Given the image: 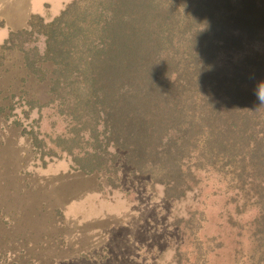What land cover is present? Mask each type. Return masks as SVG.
<instances>
[{
	"label": "trees",
	"instance_id": "trees-1",
	"mask_svg": "<svg viewBox=\"0 0 264 264\" xmlns=\"http://www.w3.org/2000/svg\"><path fill=\"white\" fill-rule=\"evenodd\" d=\"M5 54L22 76L18 91H0V124L43 165L65 157L75 172L112 179L124 162L165 200L191 194L196 206L173 223L189 238L175 264L224 251L233 264H264V0H74L9 32L0 67ZM44 109L59 132L40 131ZM202 176L215 179L210 197ZM212 211L218 235L195 242ZM15 219L0 212L1 232ZM9 252L0 264H43L24 250L6 261Z\"/></svg>",
	"mask_w": 264,
	"mask_h": 264
},
{
	"label": "rangeland",
	"instance_id": "rangeland-1",
	"mask_svg": "<svg viewBox=\"0 0 264 264\" xmlns=\"http://www.w3.org/2000/svg\"><path fill=\"white\" fill-rule=\"evenodd\" d=\"M72 1L0 0V46L9 32L26 27L32 16L50 21ZM2 61L0 91H18L22 76L19 59L5 54ZM43 94L41 89L35 96L42 98ZM50 113L46 109L41 112L42 134L61 129L58 121L52 122ZM30 118L38 120L39 114L33 112ZM8 124H0V212L4 217H16L17 223L4 226L2 232L0 229V250L15 247L14 254L9 252L4 260L15 259L16 251L24 250L43 264H175L178 246L188 247L189 238L180 236L173 223L177 217H188L196 206L191 194L181 201L165 200L162 186L152 185L147 175H131L124 162L113 177L116 180L107 174L75 172L65 157L52 161L45 157L43 165L31 151L29 139ZM201 178L209 187L205 195L210 197L215 179ZM217 227L212 211L203 229L194 231L191 239L197 242L205 237L208 243L213 242L219 233ZM25 232H29L26 238L32 246L24 245ZM6 236L16 245L5 244ZM35 242L42 243L37 246ZM25 256H20L23 264ZM219 256L213 260L203 253L197 264H233L225 251Z\"/></svg>",
	"mask_w": 264,
	"mask_h": 264
},
{
	"label": "clouds",
	"instance_id": "clouds-1",
	"mask_svg": "<svg viewBox=\"0 0 264 264\" xmlns=\"http://www.w3.org/2000/svg\"><path fill=\"white\" fill-rule=\"evenodd\" d=\"M258 97L262 103H264V89H260L258 92Z\"/></svg>",
	"mask_w": 264,
	"mask_h": 264
}]
</instances>
